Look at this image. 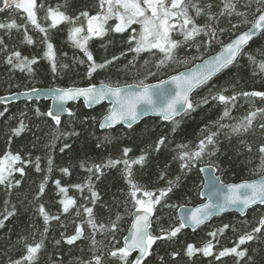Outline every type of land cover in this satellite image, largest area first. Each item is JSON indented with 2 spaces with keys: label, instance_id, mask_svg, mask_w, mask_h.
Instances as JSON below:
<instances>
[{
  "label": "trees",
  "instance_id": "trees-1",
  "mask_svg": "<svg viewBox=\"0 0 264 264\" xmlns=\"http://www.w3.org/2000/svg\"><path fill=\"white\" fill-rule=\"evenodd\" d=\"M38 3L45 5L44 9L38 11V22L48 28L50 20H45L46 8L51 6L59 10L65 11L66 14L77 16L82 11H89L90 15L98 12V0H37ZM201 4L207 0H200ZM213 3V11L219 12L222 7L220 0H211ZM246 0H240V4ZM2 6V3H0ZM255 5L253 3V9ZM243 10V9H241ZM253 10H249L248 18L252 19ZM26 14L16 11L12 15L11 10L0 13V22H7L10 19H16L18 24H25ZM229 19L233 23L236 17H220L219 26L229 28ZM198 23L203 24L205 19L198 18ZM84 24L86 20L81 17L77 24ZM116 23L115 19L109 21V26ZM71 25L62 23L56 29L48 28L49 41L54 45L58 63H67L68 69L60 71L58 75L51 72L50 62L47 59H39L38 63L33 65L34 72H21L19 69H12L5 63V57L13 50L21 52L22 56L29 58L42 57L46 50V45L42 43L43 33L35 29L30 22L27 24V35H30L34 41L29 45L24 40L25 30L21 28L6 32L0 30V37L8 46L7 52H0V97L10 95L16 92L28 91L32 88L47 87H69L80 86L86 87L90 83L100 84L111 82L113 84H136L147 76L148 67L156 71L153 67L154 62L162 57V53L153 50L155 55L143 52L137 55L128 51L130 47H134V43L130 45L127 40L131 30L125 33L109 32L103 37L93 38L89 41L88 47L97 62L105 59H111L113 56H120V59L114 61L105 70H98L93 74V78L89 79L87 73V58L83 52L74 47L73 43L68 39V30ZM132 27L139 29L138 25ZM250 25H241L239 31L246 30ZM180 39L181 37L175 36ZM204 39V37H200ZM221 39L228 42L229 33H225ZM219 45L204 52V58L216 53ZM242 54L235 65L226 69L223 73L213 79L207 86L197 90L192 99L199 101L202 97L209 96V88L212 92L227 89L225 95H232L233 92L239 93L243 91H264V72H261L258 62L264 60V34L255 40ZM194 49L179 50V57L183 59L188 54L191 59V53ZM121 53L125 55L121 56ZM66 54V55H65ZM249 54L255 56L257 63H253L249 59ZM86 61L85 64H79V60ZM148 60L149 66H144V61ZM131 62V64H130ZM199 60L185 66L179 63H171L169 67L157 71L156 76H149L144 82L149 84L161 80L171 74H174L186 67H191ZM135 64V68L132 67ZM235 85V88L232 86ZM50 103L41 102H21L11 106L0 105V111L5 107L8 111L3 117H0V157L6 152L11 151L13 154L19 153L24 160L31 161L24 165L25 175L19 173L13 174V181L18 179L21 184L13 187L10 191L5 185H0V214H6L5 208L11 211L15 206V215L9 217L5 221V226L0 228V264H9V259H20L25 253L24 243H36L42 238L44 239V247L38 254L37 264H81V262L90 261L94 255L91 246L92 229L87 225V214L83 212L80 205L93 207V215L97 223H110L111 219H115L117 213L123 215V219L119 225V231L116 233V239L120 242L117 246H123V238L125 237L132 219V208L130 198L128 197V184L122 175L123 165H117L115 168H106L104 175L99 181L93 177L95 190L99 194L95 206L91 200H85V196L90 197L87 188L81 193L72 187L75 184H84L90 173L85 168L93 163L106 161L108 158H121L124 147H129L132 151L129 158L138 157L142 151L148 152V158L143 166L134 165L133 173L135 179L147 190H156L167 186L169 180L175 181L177 176L181 179L179 184L174 187L173 192L166 198V202L172 207L157 206L154 214L153 229L158 234V227L168 228L169 225H178L177 217L178 209L183 205L196 206L202 203L200 198V190L202 188L203 179L201 168L212 165L217 168L218 174L225 182H238L245 179H253L260 176L259 166L261 154L258 152V145L264 143V133L258 127L264 123V115L258 114L253 123V128L247 134L237 136L230 133L228 127L219 129L218 123L225 125H235L239 120L246 116L249 112L257 108H264V100L261 98H245L238 96L235 105L229 104L230 116L220 120L223 114L224 105L219 101L209 100L207 104H202L195 111L184 115L178 120L180 124L176 127L175 132L171 131L173 125L170 122H163L160 119L150 118L141 124L129 129L126 127H118L101 131L99 129V121L103 115L107 113L108 105H102L98 108L88 110L82 103L72 106L71 110L75 113L74 117H67L61 120V130L66 132L75 131L79 135L68 137L61 136L54 146H49L51 132L55 127L54 122L48 117H37L34 109L39 107L41 111L47 112ZM27 113L23 117L28 128L18 137L13 136L9 143L10 129L18 125L21 119V113ZM95 118V119H93ZM209 131H218L217 147L220 151L217 156L210 157L205 155L200 161L190 169L182 170L180 168V160L177 158L180 149L178 145L187 144L191 150H195V145L199 139L207 135ZM111 139L110 143L105 142V137ZM160 136H166L165 145L161 146L159 152L150 149L148 146L153 145ZM244 141L245 143H241ZM100 143L102 147L97 148ZM64 144L71 147L66 148L63 152L60 149ZM252 146V151L247 150V146ZM40 157L41 171L35 170L36 157ZM53 159L52 171L48 172V158ZM84 163L85 167H81ZM68 168L69 174L63 173L60 169ZM161 174L164 178L160 179ZM48 177L45 192L39 199L36 194L39 191V185ZM60 180L61 186L68 187V196L77 201L75 207L71 208L68 213H63L62 205L59 201L63 198V194L59 193V189L55 185V181ZM9 201L5 205V201ZM129 202L125 204V201ZM43 204L50 216H59V220H50L44 233L43 217L39 213V205ZM77 208H80L81 215H76ZM264 215V207L258 206L250 210L246 217L237 214H227L219 218H215L208 225L197 229L195 232L182 229L178 237L172 241H158L153 245V253L147 258L145 264H161L159 257H163V264H236V257L230 255L223 257L221 261H216L214 257H203L202 254H196L189 259L184 254L187 244L192 243L197 247L208 240L212 239L207 233L214 228L221 227L224 224L234 225L237 231H233L230 227L225 230L222 236H219V244H216L214 251H219L223 247H233L238 237L244 231L249 230L242 221H250L251 226H255L259 217ZM156 217L159 220L156 221ZM3 216L0 215V219ZM77 225L84 228L81 239L69 245L65 241V237L75 234ZM43 234V237L41 236ZM63 233V236L61 235ZM22 237H27L26 241H21ZM96 240H102L104 243L101 247L105 252L111 248V234L102 235L97 232ZM59 240L60 243L56 244ZM215 243V241H214ZM107 246V247H105ZM247 249V255L240 260V264H264V234H260V238L247 242L241 246V249ZM173 251L179 252L180 255L175 259L170 255ZM251 257V261H249ZM106 264H119L118 260L105 257ZM130 260L134 259L132 255Z\"/></svg>",
  "mask_w": 264,
  "mask_h": 264
},
{
  "label": "snow or ice",
  "instance_id": "snow-or-ice-1",
  "mask_svg": "<svg viewBox=\"0 0 264 264\" xmlns=\"http://www.w3.org/2000/svg\"><path fill=\"white\" fill-rule=\"evenodd\" d=\"M0 12L11 10L14 16L16 11H21L26 14L25 24H18L16 19L12 18L7 22H0V30L10 32L13 29L19 31L21 28L25 30L24 40L27 44L34 43L32 37L27 35V24H30L43 33L42 43L46 45V50L43 52L42 57L29 58L22 56L18 50H13L5 57V63L11 66L12 69H19L21 72L27 71L33 73V65L37 64L39 59H47L50 62L51 72L58 75L60 71L69 68L67 63H58L54 45L49 41L48 28L56 29L62 23L71 25L68 30V39L73 43V46L80 49L84 56L87 58V77L93 78V74L98 70L107 69L114 61L120 59V56H113L111 59H105L102 62H97L94 59L92 52L89 50L88 43L94 37H103L109 32L125 33L131 30L127 42L134 47H130L128 51L134 52L137 55L143 52L152 53L157 50L162 53V57L154 62L153 67L156 71L152 70L149 66V61H144V66L148 67L147 79L149 76H156L157 71L163 70L170 66L171 63H179L185 66L189 65L192 60H199L200 63L194 67H186L185 71L178 72L177 74L169 76L167 79H162L158 84H147L144 79L135 85L119 83L113 84L111 82H100L99 86L95 83H90L86 87L69 86L56 88L50 90L52 92V99L56 101L55 111L48 110L43 112L39 107L34 109V114L37 117H48L53 122L55 127L51 132V139L49 146H54L56 141L61 136L68 137L72 135H79V133L72 131L66 132L61 130V114L67 111L68 116L74 117L75 113L65 108L67 101L83 100L86 107L98 105L101 102L110 101L111 107L108 108L107 113L102 116L99 121L101 129H111L118 124H126L129 129L133 124L138 122L141 116L147 112H154L160 116L164 121L170 122L173 127L171 131L175 132L176 127L179 126L180 120L177 117H182L195 111L202 104H207L209 100L219 101L225 107L220 120L230 116L229 104L235 105L238 96L245 98H261L264 100V91H243L233 92L232 95H225L227 89L212 92L209 88V96L202 97L199 101L192 99V94L199 88L207 86L209 82L218 73L229 68L237 61L238 57L245 54V47L256 36L257 32L264 34V0H246L245 3L240 4V0H220L222 7L219 12L213 11V3L211 0L201 4L200 0H98L99 11L95 15H90L89 11L85 10L80 12L77 16L66 14L65 11L51 6L46 8L45 20H50L48 28L42 26L38 22V11L45 8L43 3H38L37 0H0ZM253 3L255 5L253 9ZM243 9V10H241ZM249 10L254 11L252 19L248 18ZM227 16L229 18L236 17V22L233 23L229 19V28L219 26L220 17ZM81 17L86 20V27L84 24H77ZM203 17L205 22L198 23V18ZM115 19L116 23L109 26V21ZM138 25L139 29L132 27ZM241 25H250L245 31H239ZM229 33L228 42H225L221 37L225 33ZM175 36L181 37L180 39L174 38ZM204 37V39H200ZM219 45V51L215 55L204 58V52ZM8 46L0 37V52H7ZM194 49L189 59L186 53L185 57L181 59L178 55L179 50ZM264 55V53H261ZM66 55V54H65ZM125 53H121V56ZM249 59L255 64L257 63L255 56L249 54ZM79 64H85L86 61L80 59ZM131 64V62H130ZM261 72H264V60L258 62ZM135 68V64H132ZM135 87V91H133ZM235 88V85L232 86ZM32 93H39L40 90L36 88L30 89ZM28 93H25L27 95ZM5 98L0 97V101ZM8 108L5 107L0 111V117H3ZM258 114L264 115V108H257L249 112L235 125H225L218 123L217 127L223 129L228 127L230 133L233 135L241 136L247 134L253 128V123ZM27 113H21V119L18 125L10 129L11 135L9 136V143L13 136H20L27 128L28 125L24 122L23 117ZM95 119V118H93ZM262 133H264V123L258 126ZM219 135L218 131H209L207 135L199 139L195 145V150H191L187 144L178 145L180 149L178 159L180 160V168L182 170H190L197 161L204 158L205 155L210 157L217 156L220 149L217 147V140ZM167 140L166 136H160L153 145L148 147L156 152H159L161 146L165 145ZM105 142L110 143L111 139L105 137ZM241 143H245L241 141ZM249 152L252 151L250 144L246 145ZM69 144H64L60 149L63 152L66 148H70ZM97 148L102 147L98 143ZM258 152L261 154L259 173L260 178L252 181H243L241 183L224 184L215 181L213 178L212 190L208 194L206 203L200 204L198 207L185 210L178 225H169L168 228L158 227V234H155L153 229L154 214L157 211V206L172 207L167 204L166 198L173 192L174 187L179 184L181 179L177 176L175 181L169 180L167 186L156 190H147L144 185L140 184L134 176L133 166H143L148 158V152L142 153L136 158H129V153L132 151L129 147H124L122 150L121 158H108L106 161L100 163H93L87 166L85 170L90 173L84 184H75L72 187L79 190L81 193L87 188L90 193L85 196V200H91L95 206L99 199V194L95 190L93 177L99 181L105 174L106 168H115L117 165H123L122 175L128 184V197L134 211L132 212L131 227L129 229L130 235L123 238V246H117L120 242L116 239V233L119 231V225L123 219V215L117 213L115 219H111L110 223H97L93 215V207L80 205L83 212L87 214V225L92 229L90 238L92 250L94 255L90 261L81 262V264H106L105 257H110L119 261V264H145V261L153 253V245L158 241H172L178 237L182 229L191 228L195 231L197 228L210 221L211 218L221 213L226 212L229 208H237L241 214L253 208L254 206L264 205V143L258 145ZM31 163V161L24 160L19 153L13 154L11 151L6 152L0 157V185H5L10 191L13 187H18L21 181L16 179L13 181V174L19 173L21 176L25 175L24 165ZM53 159L51 156L48 158V172L52 171ZM81 167H85L82 163ZM35 170L41 171L40 157L37 156L35 160ZM63 173L69 174L68 168L60 169ZM203 170V169H201ZM164 176L161 174L160 179ZM48 177L45 176L44 180L39 185V191L36 194V199H39L45 192L46 182ZM56 187L59 193L63 194V198L59 201L62 205L63 213H68L71 208L75 207L77 201L68 196V187L61 186L60 180H56ZM129 201L126 200L125 204ZM9 201H5L7 206ZM80 208H77L76 215L80 216ZM6 214L0 219V228L5 226V221L15 215V206L11 211L5 208ZM39 213L43 217L44 233L48 231L47 225L50 220H59V216H50L46 211L43 204L39 205ZM159 217H156V221ZM249 230L244 231L239 235L238 241L235 242L233 247H223L218 252L214 251L216 244H219V236L225 233V230L230 227L235 232L237 229L234 225L224 224L221 227L214 228L207 233V236L212 239L206 240L202 246L189 243L184 249V254L191 259L196 254H202L203 257H214L216 261H221L223 257L234 255L236 264H240V260L247 255V249H241L242 245L247 242L257 240L260 234H264V215H261L256 222L255 226H251L250 221H242ZM102 235L111 234V248L105 252L100 245L103 241L96 240V233ZM41 236L43 237V234ZM84 233V228L77 225L74 235L65 237L67 244L72 245L77 240L81 239ZM63 236V233L61 234ZM27 237H22L21 241H26ZM215 241V243H214ZM60 241L57 240L56 244ZM44 247V239L42 238L36 243H24L26 253L17 260L9 259V264H37L38 254ZM107 247V246H105ZM133 253H138L134 259L130 260L129 257ZM173 259L180 255L179 252L173 251L171 254ZM161 264H163V257H159ZM251 261V257L248 258Z\"/></svg>",
  "mask_w": 264,
  "mask_h": 264
},
{
  "label": "water",
  "instance_id": "water-1",
  "mask_svg": "<svg viewBox=\"0 0 264 264\" xmlns=\"http://www.w3.org/2000/svg\"><path fill=\"white\" fill-rule=\"evenodd\" d=\"M7 11V10H6ZM5 12V11H4ZM0 13H3V12H0ZM247 30V29H246ZM262 33H260V32H257V34H256V36L255 37H253V39L249 42V44L245 47V50L255 41V40H257L259 37H260V35H261ZM217 53V52H216ZM216 53H214V54H212V55H215ZM211 56V55H210ZM207 58V57H206ZM238 59H239V57H238ZM238 59H237V61H238ZM236 61V62H237ZM236 62H234L233 63V65H235L236 64ZM200 62H198V63H196V64H199ZM195 64V65H196ZM195 65H193L192 67H194ZM233 65H231V66H233ZM230 66V67H231ZM229 67V68H230ZM228 69V68H227ZM226 70V69H225ZM225 70H223L222 72H220V73H218L216 76H214L213 77V79H215L217 76H219L221 73H223ZM183 71H185V69L184 70H181V71H179V72H183ZM178 73V72H177ZM177 73H175V74H177ZM174 75V74H173ZM171 76V75H170ZM169 77V76H168ZM168 77H166V78H164V79H167ZM212 79V80H213ZM160 81H157V82H154V83H150V84H158ZM132 85H135V84H132ZM97 86H99V84L97 85ZM202 88V87H201ZM37 89H39L40 90V92L39 93H32V92H30V91H22V92H16V93H13V94H11V95H7V96H1V97H4L5 99L3 100V101H0V105H4V106H11V105H13V104H17V103H21V102H27V103H29V102H41V101H47V102H49L50 103V106H49V110H53V111H55V107H56V101H54L53 99H52V92L50 91V90H54V89H56V87H49V88H37ZM200 89V88H199ZM199 89H197V90H199ZM133 91H135V90H137V89H135V87H133V89H132ZM196 90V91H197ZM195 91V92H196ZM194 92V93H195ZM25 93H28L27 95H25ZM193 93V94H194ZM193 94H192V96H193ZM79 103H82L83 105H84V103H83V100L81 99V100H78V101H67L66 103H65V108L66 109H70L71 110V107L72 106H76V105H78ZM105 104H107L108 106H109V108L111 107V104H110V101H108V100H105V101H103V102H101L100 104H98V105H93L92 107H86L85 105V107L88 109V110H92V109H95V108H98V107H100V106H102V105H105ZM66 117H68V113H67V111H65L64 113H62L61 114V120H63L64 118H66ZM150 118H154V119H160V120H162L161 118H160V116L159 115H157L156 113H154V112H147V113H145V114H143L142 116H141V118L139 119V121L138 122H136V123H134L133 124V127H135L136 125H138V124H141L143 121H145V120H147V119H150ZM178 118H180V117H177V119ZM163 122H168V121H164V120H162ZM126 127V128H128L127 127V125L126 124H118V125H116V126H114V128H111V129H115V128H118V127ZM132 127V128H133ZM99 129L101 130V131H108L109 129H101L100 127H99ZM201 169H203V170H201V175H202V179H203V185H202V189H201V191H200V198H201V200H202V203H206L207 202V200H208V194H209V192L212 190V184H213V178L215 177V178H217V180L215 181L217 184H219V181H223L222 180V178H221V176L218 174V171H217V168L216 167H214V166H212V165H208V166H204V167H202ZM260 178V176L259 177H256V178H254V179H248L247 181H252V180H255V179H259ZM243 181H245V180H242V181H239V182H230V183H225L224 181H223V183L226 185V184H231V183H241V182H243ZM202 203H200V204H202ZM200 204H198V205H196V206H182V207H180L179 208V210H178V212H177V214H178V218H179V221H180V219L182 218V216H183V214H184V212H185V210H191V209H194V208H196V207H198ZM263 207H264V205H262ZM255 207H258V206H254L253 208H251V209H248V210H246L245 211V214H241V212L239 211V209H237V208H229L226 212H224V213H221V214H219V215H217V216H214L213 218H211V220L210 221H208V222H206L204 225H202L201 227H203V226H205V225H207V224H209V223H211L215 218H219V217H222V216H224V215H227V214H238L239 216H241V217H246L247 216V214H248V212L250 211V210H252V209H254ZM130 227H131V225H130ZM130 227H129V229H130ZM200 228V227H199ZM199 228H197V229H199ZM129 229H128V232H127V234H126V236H128V235H130V233H129ZM196 229V230H197ZM185 230H190V231H192V232H194L191 228H185ZM195 230V231H196ZM124 242V241H123ZM135 256L138 254V253H133Z\"/></svg>",
  "mask_w": 264,
  "mask_h": 264
}]
</instances>
